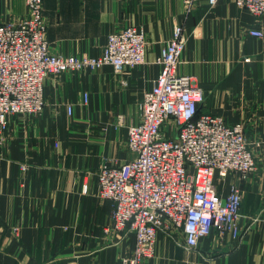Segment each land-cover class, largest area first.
I'll return each instance as SVG.
<instances>
[{"label": "crops", "instance_id": "1", "mask_svg": "<svg viewBox=\"0 0 264 264\" xmlns=\"http://www.w3.org/2000/svg\"><path fill=\"white\" fill-rule=\"evenodd\" d=\"M188 9L185 0H43L53 53L99 55L108 34L128 25L142 26L146 53L143 63L119 74L103 65L49 75L41 113L7 116L0 143V264H120L131 252L133 235L110 227L113 204L97 196L95 171L103 161L132 158L127 126L140 119L174 22L189 36L178 73L202 90L200 110L243 123L255 168L245 179L230 173L219 187L240 188L237 237L213 229L186 248L180 235L175 240L159 231L153 256L142 264H264V19L234 0L213 7L194 0ZM25 13L24 0H0V23ZM250 28L263 36L249 35ZM22 162L30 165L25 172Z\"/></svg>", "mask_w": 264, "mask_h": 264}, {"label": "built area", "instance_id": "2", "mask_svg": "<svg viewBox=\"0 0 264 264\" xmlns=\"http://www.w3.org/2000/svg\"><path fill=\"white\" fill-rule=\"evenodd\" d=\"M192 1L185 0L187 10ZM217 1L206 0L209 7ZM42 3L24 0L23 17L0 23V143L8 115L42 112L43 85L49 75L103 65L119 74L144 62L147 41L142 26L135 25L110 32L100 55L53 53ZM234 3L264 19V0ZM198 32L199 27L191 30L194 35ZM248 34L262 37L263 31L250 28ZM188 37L174 22L156 58L160 71L140 103V119L127 126L132 158L119 165L103 161L95 171L97 196L113 204L111 229L134 238L133 249L120 264H142L152 257L159 231L175 240L180 235L186 248L196 246L213 229L221 236L239 234L240 188L231 184L222 192L219 187L230 173L247 178L255 168L254 154L243 123L227 124L221 116L200 110L202 90L189 75L178 73ZM66 109L70 114L72 105ZM28 166L20 164V169ZM83 190L87 191L86 184Z\"/></svg>", "mask_w": 264, "mask_h": 264}, {"label": "rangeland", "instance_id": "3", "mask_svg": "<svg viewBox=\"0 0 264 264\" xmlns=\"http://www.w3.org/2000/svg\"><path fill=\"white\" fill-rule=\"evenodd\" d=\"M43 16H44V15H43ZM44 20H45V19H44ZM45 23H46V21H45ZM101 53H102V52H101ZM83 54H84V53H83ZM99 55H100V54H99ZM24 163H25V164H28V163H26V162L19 163V169H20V164H24ZM28 165H29V164H28ZM29 167H30V165L28 166V168H27L25 171H27V170L29 169ZM20 171H21V172H25L24 170H21V169H20ZM83 191H84V190H83ZM84 192H85V191H84Z\"/></svg>", "mask_w": 264, "mask_h": 264}]
</instances>
